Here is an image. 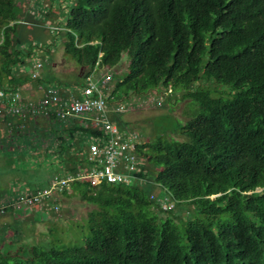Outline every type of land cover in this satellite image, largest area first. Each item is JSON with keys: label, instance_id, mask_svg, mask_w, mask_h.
Here are the masks:
<instances>
[{"label": "trees", "instance_id": "16d2710c", "mask_svg": "<svg viewBox=\"0 0 264 264\" xmlns=\"http://www.w3.org/2000/svg\"><path fill=\"white\" fill-rule=\"evenodd\" d=\"M17 5L0 0V87L28 80L43 90L47 79L15 72L30 53L19 47ZM54 28L82 79L62 95H78L102 69L113 80L105 86L108 102L150 91L168 97L179 89L191 112L179 128L182 139L136 144L145 159L138 173L143 186L73 180L72 193L62 189L93 206L82 243L74 244L75 237L24 248L5 244L0 264H264V0H74ZM123 53L126 69L113 72ZM49 118L58 126L41 131L54 139L65 175L85 170L78 154L103 131L86 120ZM5 119L9 133L20 136L33 132L37 118ZM109 119L125 131L121 117ZM69 151L76 157L68 159ZM154 186L174 201L171 209L150 198ZM50 200L35 209L53 211ZM182 205L195 213L185 218ZM18 209L9 203L4 212Z\"/></svg>", "mask_w": 264, "mask_h": 264}, {"label": "rangeland", "instance_id": "374dc122", "mask_svg": "<svg viewBox=\"0 0 264 264\" xmlns=\"http://www.w3.org/2000/svg\"><path fill=\"white\" fill-rule=\"evenodd\" d=\"M35 2L36 0H17L19 47L25 52L30 50V53L24 57L23 67L17 68L15 72L21 73V77H24L25 74L30 76L32 64L40 60L44 64L39 73L41 82L47 79L50 82L47 81L46 84L59 87L60 90H64L65 87L69 89L80 87L82 79L78 76V67L62 51L61 35L54 28L64 21L67 10L74 0H39ZM50 60L51 63L54 62V70L49 68ZM126 64L127 57L123 53L120 63L111 70L121 73L126 69ZM103 73L104 70L99 69L94 73V76L98 78ZM33 84L36 85V83ZM33 84L26 80L23 83L25 87L23 92L26 94L25 98L37 100V94L33 93ZM112 84L113 80L109 83V89ZM160 98L161 105H157L156 102ZM115 102L122 103L126 108L124 107L122 112L117 114L109 110V117H121V123L125 122L123 130L130 129L138 132L141 141H152L158 136L183 138L179 133V128L191 109L186 105L189 101L181 97L179 89H175L173 94L168 97L165 96V93L156 91L130 94L121 97L120 101L109 102V108L113 107ZM191 104L194 107L196 105L193 101ZM7 116L0 117V200L5 198V201H1L3 204H9L11 201L6 199L11 200L19 191L41 188L42 185L48 184L45 179L49 176H52L49 182L55 178L64 177L66 168H64L65 163L59 161L54 139L51 141L44 139V132L41 131L43 129L46 130V133L49 132L54 126H58L57 122H53L48 117L39 116L36 119L35 127L40 129L36 131L31 123L30 127L33 126V132H23V135L17 136L13 135L15 133H9V129L5 128ZM14 124H17L16 119H14ZM49 128L51 129L49 130ZM80 146L78 144L76 148ZM74 151H69L66 157L68 159L72 156L75 158L76 152ZM78 158L83 159V155L78 154ZM149 167L152 169L151 165ZM68 192L72 193L70 189ZM151 194L161 197L165 191L159 186H154ZM50 197L52 204L60 205L57 211H51L47 206L36 210L34 206L20 205L21 209L15 212L8 210L0 213V248H3L5 244L12 243L23 248L26 244L45 245L56 238L60 242L68 243L77 237L73 243H82L81 229L87 213L93 206L72 194L55 192ZM180 207L182 216L185 218L192 216L187 213H195L193 205ZM18 252V249H13V253Z\"/></svg>", "mask_w": 264, "mask_h": 264}, {"label": "built area", "instance_id": "2783aa9c", "mask_svg": "<svg viewBox=\"0 0 264 264\" xmlns=\"http://www.w3.org/2000/svg\"><path fill=\"white\" fill-rule=\"evenodd\" d=\"M42 67V61H35L31 67V78H38ZM99 77L96 78L94 73L87 77L86 85L81 88L78 95L64 96L58 87L46 85L37 100L25 98L22 86L0 87V117L12 115L16 116L17 120L26 118L35 120L39 116L48 118L54 116L63 122L74 118L79 122L86 120L104 133V136L93 138L86 145L83 154L85 170L55 178L47 186L36 188L31 193L23 190L10 202L11 205L42 206L46 197L54 192H62L63 188L69 189V184L73 180H85L91 185L108 182L141 186L146 182L143 176L138 174L145 160L136 152V144L142 143L140 136L133 130L122 132L110 121L109 110L122 112L125 106L115 102L114 106L109 108L106 87L112 75L110 72H104ZM156 104L161 105V98ZM150 198L156 200L164 210L174 206V201L167 194L161 197L150 194ZM7 205L0 201V213L4 212ZM57 205L58 203L55 204V211L59 209Z\"/></svg>", "mask_w": 264, "mask_h": 264}, {"label": "crops", "instance_id": "0c3cea01", "mask_svg": "<svg viewBox=\"0 0 264 264\" xmlns=\"http://www.w3.org/2000/svg\"><path fill=\"white\" fill-rule=\"evenodd\" d=\"M31 12V11H30ZM24 14H26V12H24ZM31 14V13H30ZM54 62H50L49 63V68H50V70H52V69H54ZM33 84V83H32ZM33 86H34V90H33V93H35V94H37V97L39 98L40 97V95H41V93H42V88H41V86L40 85H35V84H33ZM37 86H38V88H37ZM22 88H23V91L25 90V87H24V85H22ZM27 89V88H26ZM30 89H32V88H30ZM67 92V94H70L69 92V90L68 91H66ZM23 94H24V96H26V94H25V92H23ZM0 121H1V119H0ZM35 126H36V124H35ZM34 126V127H35ZM36 129V131H37V129L39 128H37V127H35ZM50 177H52V176H49L47 179H45V182H48L49 183V180H50ZM47 184V183H46ZM41 186V185H40ZM43 186H46V185H42V187ZM34 189H36V188H34Z\"/></svg>", "mask_w": 264, "mask_h": 264}, {"label": "clouds", "instance_id": "9594fccd", "mask_svg": "<svg viewBox=\"0 0 264 264\" xmlns=\"http://www.w3.org/2000/svg\"><path fill=\"white\" fill-rule=\"evenodd\" d=\"M142 143H143V141H142ZM147 183V181L145 182V183H143L141 186H143L144 184H146ZM156 195V194H155Z\"/></svg>", "mask_w": 264, "mask_h": 264}, {"label": "bare ground", "instance_id": "6f19581e", "mask_svg": "<svg viewBox=\"0 0 264 264\" xmlns=\"http://www.w3.org/2000/svg\"><path fill=\"white\" fill-rule=\"evenodd\" d=\"M99 77V76H98Z\"/></svg>", "mask_w": 264, "mask_h": 264}]
</instances>
